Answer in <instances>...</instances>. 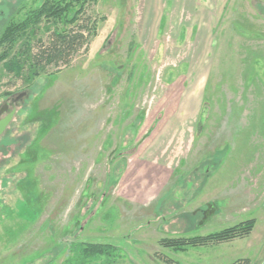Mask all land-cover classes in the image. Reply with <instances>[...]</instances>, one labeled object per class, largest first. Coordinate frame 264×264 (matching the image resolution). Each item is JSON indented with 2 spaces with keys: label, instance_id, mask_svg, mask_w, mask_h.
Listing matches in <instances>:
<instances>
[{
  "label": "rangeland",
  "instance_id": "obj_1",
  "mask_svg": "<svg viewBox=\"0 0 264 264\" xmlns=\"http://www.w3.org/2000/svg\"><path fill=\"white\" fill-rule=\"evenodd\" d=\"M31 2L0 0V30ZM86 12L103 18L88 51L53 75L27 86L0 62L1 116L14 110L0 136V264H78L81 242L116 247L111 264H264V0ZM247 219L252 247L224 257L159 245Z\"/></svg>",
  "mask_w": 264,
  "mask_h": 264
},
{
  "label": "trees",
  "instance_id": "obj_2",
  "mask_svg": "<svg viewBox=\"0 0 264 264\" xmlns=\"http://www.w3.org/2000/svg\"><path fill=\"white\" fill-rule=\"evenodd\" d=\"M99 0H32L21 3L0 30V62L7 73L21 78L27 86L48 68L68 66L80 51H88L91 38L96 35L99 20L87 14V7ZM43 29L48 33L47 41L39 37ZM16 51L13 45L20 41ZM256 221L247 219L215 232L196 236L162 238L159 245L175 252L188 249L215 246L244 239L251 235ZM78 264H86L99 257H106V264L115 261L116 247L108 243H76ZM163 264H180L164 255H157ZM231 264H253L249 258H242Z\"/></svg>",
  "mask_w": 264,
  "mask_h": 264
},
{
  "label": "crops",
  "instance_id": "obj_3",
  "mask_svg": "<svg viewBox=\"0 0 264 264\" xmlns=\"http://www.w3.org/2000/svg\"><path fill=\"white\" fill-rule=\"evenodd\" d=\"M215 3H218V1L217 2H215ZM214 2H212V4H208V5H210V8H208V9H212V10H214V8H215V5H216V7L218 6L217 4H215ZM209 17H207V18H210V17H212V15H208ZM211 19V18H210ZM211 24H212V22H211V20H209L208 22H207V20H206V25H209V26H211ZM206 176H208V174H206ZM208 180V179H207ZM215 214V212H212V213H210V215L208 216V214H206L205 213V211L203 212V214H202V216H201V219H200V221L198 222V224H196L193 228H195V227H204L205 226V224L207 223V221H208V219H211L212 217H213V215ZM192 215V214H191ZM178 217H181V214H180V216H178ZM183 217H185V215H183L182 216V218ZM187 217V216H186ZM200 234H202V233H200ZM249 241H250V238L248 239V238H245V239H239V240H235V241H232V242H229V243H223V244H219V245H216V246H211V247H201V248H193V249H191V252H201V251H208V250H212V249H214V248H218V249H220L221 250V256L222 257H224V251L227 253L228 251H229V249H231L232 247H234V246H236V244H239V245H241V247L240 248H242V247H247V246H250V247H252V244H249ZM246 243H248V244H246ZM230 245H232L231 247H230ZM203 249V250H202Z\"/></svg>",
  "mask_w": 264,
  "mask_h": 264
},
{
  "label": "water",
  "instance_id": "obj_4",
  "mask_svg": "<svg viewBox=\"0 0 264 264\" xmlns=\"http://www.w3.org/2000/svg\"><path fill=\"white\" fill-rule=\"evenodd\" d=\"M13 102H11V106L13 105ZM7 106H4L1 110H0V114L2 112H4L6 110ZM14 114V110H12L4 119L0 120V136L4 133L5 129L7 128L8 124L10 123L12 116Z\"/></svg>",
  "mask_w": 264,
  "mask_h": 264
},
{
  "label": "flooded vegetation",
  "instance_id": "obj_5",
  "mask_svg": "<svg viewBox=\"0 0 264 264\" xmlns=\"http://www.w3.org/2000/svg\"><path fill=\"white\" fill-rule=\"evenodd\" d=\"M1 109H2V108H1ZM1 109H0V110H1ZM11 111H12V110H10V112H11ZM10 112H8V113H7L5 116H3V117L1 116V115H2V113H1V114H0V120L4 119V118H5Z\"/></svg>",
  "mask_w": 264,
  "mask_h": 264
}]
</instances>
